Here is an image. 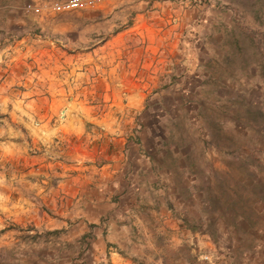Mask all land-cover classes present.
<instances>
[{"label":"rangeland","instance_id":"obj_1","mask_svg":"<svg viewBox=\"0 0 264 264\" xmlns=\"http://www.w3.org/2000/svg\"><path fill=\"white\" fill-rule=\"evenodd\" d=\"M26 4L0 9L23 15L20 26L11 16L0 19L1 242L18 251L34 239L27 243L29 237L17 235L28 234V215L37 213L22 203L33 201L31 184L39 181L32 173L42 172L37 161L43 153L56 155L38 138L43 127L76 117L97 136L104 130L79 115L91 110L88 117H109L112 131L123 105L153 111L144 122L158 147L149 136L148 150L160 169L173 172L163 183L182 227H170L169 207L148 210L151 218L136 226L141 263L115 255L114 264H160L161 257L162 264L189 258L193 264H236L242 254L226 252L227 245H238L249 231L253 240H264V60L253 44L254 35L264 46V0H105L56 14L45 6L37 15L25 11ZM202 12L209 24L190 64L194 74L173 90L163 87L152 72L164 60H180L183 15L189 21ZM135 20L145 27L129 31ZM98 139L104 144L103 135ZM46 236L34 241L43 251L49 249H43ZM58 242L48 245L55 249Z\"/></svg>","mask_w":264,"mask_h":264},{"label":"crops","instance_id":"obj_2","mask_svg":"<svg viewBox=\"0 0 264 264\" xmlns=\"http://www.w3.org/2000/svg\"><path fill=\"white\" fill-rule=\"evenodd\" d=\"M44 1L62 0H0V9H18L26 3L40 4ZM3 16L16 18L18 25L23 17L22 13H0V19ZM185 16L188 15H183L184 23L177 35L181 34L187 22ZM193 18L191 15L189 21ZM144 27L135 20L129 31L138 32ZM170 63L175 69L179 66V60H164L163 68L152 72L155 81L166 76L173 78L174 82H182L183 77H177V72L169 67ZM110 73L111 68L107 69L105 79H109ZM74 80L70 79L71 82ZM126 108H131V111ZM121 110L116 123L118 127L112 131L109 129V117L98 119L95 113L88 117L91 110L86 115H79L104 130L97 136L88 135L90 126L76 117L62 124L55 123L52 128L43 127L44 131H40L42 135L38 138L48 140L46 147L54 149L57 156L47 157L43 153L37 161L42 172L32 173L39 181L31 184L33 201L28 197L22 201L26 210L36 206L37 213L28 215L27 221L31 226L25 231L28 234L17 235L18 238L29 237L27 243L31 237L34 239L32 244H21L23 248L18 251L14 245L0 241V264H108V261L114 264L115 255L131 260L141 258L142 239L138 237L137 223L142 221L146 224V217L151 218L148 210H167L168 189L163 178L172 176L173 172L160 169L148 150L149 136L158 147L157 136L144 122L153 111L135 105H123ZM83 135H88L86 140L89 142H83ZM101 135L104 136V144L98 143ZM90 143L92 146L89 147ZM89 149L92 151L87 152ZM149 193L153 194L152 198L148 197ZM20 207L23 206L20 204ZM168 209L169 218L166 220L170 227H182V221L171 213L172 205ZM45 233L49 236L43 238L47 243L43 242V249H49L43 251L39 248L42 244L37 246L34 241ZM241 236L240 240L237 239L238 245L236 242L227 245L225 251L231 253L235 249V254L236 251L242 254L239 261L235 260L236 264H264V240H257L259 237L253 240L252 231ZM50 240L59 241L56 243L58 247L54 249L50 243L48 245ZM255 241L257 243L253 246ZM226 263L235 264L231 259Z\"/></svg>","mask_w":264,"mask_h":264},{"label":"trees","instance_id":"obj_3","mask_svg":"<svg viewBox=\"0 0 264 264\" xmlns=\"http://www.w3.org/2000/svg\"><path fill=\"white\" fill-rule=\"evenodd\" d=\"M207 13H197V16L195 17V19H193L192 21H187L186 24L184 25V28L181 32L180 38H179V42L177 43V50L179 51L180 55V60H179V66L175 69L173 64L170 63L169 67L171 68L172 71L177 72L178 76L177 77H183V81H188L189 77L194 74L193 72L195 71V68L189 70L190 68V64L193 63L192 59H195L196 57V51L198 49V44L200 42H202V33L203 31L206 29L207 21L205 20V17ZM253 44L255 45V49L257 51V53L259 54V56H261V58L264 60V46H262V42L258 39L255 38V36L253 35ZM195 57V58H194ZM262 67L264 68V64L262 65ZM197 75L200 77L202 76V73L198 72ZM197 75L195 76V78H197ZM160 82L162 83L163 87H170V90H173L175 88V84L176 82L172 81V79H170V77H159ZM187 86L185 88H183L182 86V90L183 92H187L186 90ZM255 115H259L262 116L261 113H259L258 111L255 112ZM255 117H253L254 119ZM255 120V119H254ZM153 141V137L151 139ZM167 195H168V191H167ZM168 200V199H167ZM170 202L167 201V206L170 208ZM184 220V219H183ZM185 222V220H184ZM188 228H192L191 225L185 224ZM201 233H203L200 230ZM139 263H141V260H138ZM165 263V259L161 257V261L160 264ZM186 264H193V259H187L186 260Z\"/></svg>","mask_w":264,"mask_h":264},{"label":"built area","instance_id":"obj_4","mask_svg":"<svg viewBox=\"0 0 264 264\" xmlns=\"http://www.w3.org/2000/svg\"><path fill=\"white\" fill-rule=\"evenodd\" d=\"M105 0H62V1H49L42 4L28 3L24 6L25 11L32 14H38L42 7H48L52 13H64L71 11L83 10L89 7H94L103 3ZM44 4V5H43ZM46 4V5H45ZM203 258H207L204 256Z\"/></svg>","mask_w":264,"mask_h":264}]
</instances>
